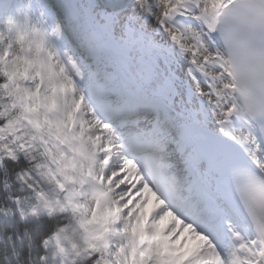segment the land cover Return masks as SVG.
<instances>
[{"label": "snow or ice", "instance_id": "obj_1", "mask_svg": "<svg viewBox=\"0 0 264 264\" xmlns=\"http://www.w3.org/2000/svg\"><path fill=\"white\" fill-rule=\"evenodd\" d=\"M0 264H264V0H0Z\"/></svg>", "mask_w": 264, "mask_h": 264}]
</instances>
